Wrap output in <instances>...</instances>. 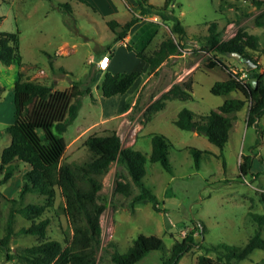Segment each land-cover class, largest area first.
<instances>
[{
    "label": "rangeland",
    "instance_id": "obj_1",
    "mask_svg": "<svg viewBox=\"0 0 264 264\" xmlns=\"http://www.w3.org/2000/svg\"><path fill=\"white\" fill-rule=\"evenodd\" d=\"M148 2L160 6L164 0ZM63 3L70 8H65ZM164 14L165 18L155 12L142 16L138 0H0V31L18 32L20 54L18 62L10 65L0 62V85L3 87L0 153L10 140L4 129L13 121V86L19 72L29 80L52 85V90L69 91L74 82H81L77 85L79 88H90L89 93L81 96L76 118L61 134L66 142L62 162L86 161L91 153L83 142L92 133L114 130L123 147L139 150L146 156L151 151L152 134H163L167 138L171 172L158 161L146 160L142 177L144 184L156 195L159 209H154L147 199L137 201L133 209L127 206L130 196L115 191L119 173H125L115 161L103 174L99 201L106 207L99 218L101 248L95 264H114L109 251L114 248L124 253L139 234L160 237L164 249L148 252L135 264H164L165 252L190 231L199 245L186 252L177 264H195L199 254L216 257L213 251H206L200 245L225 242L242 246L257 227L248 212L264 214V136L263 141L255 145L256 129L247 126L245 121L247 103L236 112L222 149L204 135L181 129L174 123L182 108L206 114L227 97H242L235 91L226 96L210 92L213 83L225 79L227 74L219 67L205 66L210 51L205 48L204 36L208 34L207 24L216 21L221 40L244 29L257 34L264 47V26L255 23L258 16L264 19V0H173ZM174 15L185 27L183 36L171 31ZM132 16L143 20L128 40L135 50L149 54L167 37L181 45L149 79L146 78L148 64L129 55L108 24L115 20L122 25ZM112 47L115 57L111 58L109 69L120 67L119 71H139L140 74L123 94L105 97L99 84L106 69L99 70L96 61L100 54L110 55ZM216 55L234 71L245 68L240 60L228 54ZM252 57L263 70L264 53L252 52ZM183 81H191L192 97L166 100L165 106L155 111L152 103L173 83ZM259 125L264 130V115ZM38 133L42 135L40 129ZM190 147L202 151L198 167ZM245 155H253L252 165L247 174L239 176L238 166ZM27 167V164H19L10 179L0 185V237L10 205L7 198L17 195L21 175ZM136 191L132 184V193ZM29 202L44 203L45 197L26 193L22 204ZM63 204V196L56 187L52 204L45 208L41 217L49 218L46 237L65 243L71 236V229L62 210ZM29 223L16 214L14 230ZM38 239L37 235L17 233L9 241L10 252L35 244ZM263 257L264 250L254 249L247 258L234 264H254ZM0 264L18 263L7 260L5 253L0 251Z\"/></svg>",
    "mask_w": 264,
    "mask_h": 264
},
{
    "label": "trees",
    "instance_id": "obj_2",
    "mask_svg": "<svg viewBox=\"0 0 264 264\" xmlns=\"http://www.w3.org/2000/svg\"><path fill=\"white\" fill-rule=\"evenodd\" d=\"M173 0H164L160 6H154L148 0H138L140 14L150 12L166 17L164 10ZM259 4V3H256ZM70 8L67 3L62 4ZM2 16H0V22ZM139 20L132 16L120 25L115 20L108 21L114 31L115 39H123L131 26ZM207 23V22H205ZM255 23L264 26V19L255 18ZM121 26L119 30L116 27ZM208 34L204 36V45L210 51L205 62L207 68L219 67L227 77L217 80L210 87L215 95H228L239 92L242 97H227L215 109L206 114H195L187 108L178 111L174 123L181 129L193 130L204 135L211 143L220 149L224 146L236 112L247 103L246 125L254 126L257 132L255 145L263 141L264 130L259 125V119L264 115V69L252 57V52L264 53L260 45L259 36L255 33L238 29L226 40H221L218 24L211 21L207 24ZM171 31L180 36L186 34L181 20L174 15ZM179 41L172 37L161 40L158 46L149 54L135 50L126 44L128 50L148 64L149 74L155 72L160 64L170 55H174L180 48ZM230 51L248 56L256 63L252 69L234 71L219 55ZM20 61L18 52V32L0 31V62L10 65ZM99 70H101L99 68ZM246 74L244 77L242 74ZM139 71H105L99 84L105 97L123 94L131 87ZM256 79V86L250 78ZM81 82H74L69 91L52 90V85L32 81L18 73V79L13 86V121L5 127L4 132L9 135V143L0 153V185L6 183L18 168L19 164H27V169L21 175V184L17 195L7 198L10 202L4 224L3 235L0 237V251L5 253L7 260H14L18 264H95L98 250L101 248L100 215L106 207L99 201L101 178L112 162H116L125 169L120 172L116 180L115 191L130 196L127 206L133 209L134 204L142 199L152 203L154 209H159L156 195L147 187L142 177L145 172L146 160L158 161L167 170H172L168 158V142L166 136L159 133L151 135V151L148 156L139 150L123 147L119 135L114 130L106 133H92L83 144L90 151V157L83 163L62 162L66 142L61 134L64 133L78 114L81 96L90 92V88L77 87ZM3 87L0 85V94ZM191 81L173 83L160 98L152 103L155 111L165 106L169 99H189ZM42 131V135L38 133ZM195 161L199 166L200 149L190 147ZM253 155L242 156L239 163V176L250 171ZM224 164V163H223ZM132 184L137 191L132 193ZM59 188L64 199L63 212L71 229L70 238L62 243L57 239L46 237L48 217H41L47 206L52 204L55 188ZM26 193H37L45 197L44 203L29 202L22 204ZM1 195V192H0ZM20 214L30 221L26 226L14 230L15 215ZM250 220L256 224L253 233L242 246L220 242L209 246L200 245L206 251L216 254L212 258L206 253L199 254L195 264H234L245 259L254 249L264 250V214L249 211ZM199 229V227L196 226ZM17 233L37 235L38 241L30 246L18 248L10 252L9 241ZM199 245L195 241L192 231L185 234L180 241H175L165 252L164 264H177L180 258L193 246ZM164 249L163 240L156 235L139 234L132 245L124 253L112 248L110 259L114 264H135L148 252ZM264 263V257L254 264Z\"/></svg>",
    "mask_w": 264,
    "mask_h": 264
},
{
    "label": "crops",
    "instance_id": "obj_3",
    "mask_svg": "<svg viewBox=\"0 0 264 264\" xmlns=\"http://www.w3.org/2000/svg\"><path fill=\"white\" fill-rule=\"evenodd\" d=\"M142 22H143V20H142V21H137V22H135V23L131 26V28L129 29L127 35H126L123 39L117 40V41L122 45V47H123L124 49H126V52H127L129 55L133 56V57H134V56L137 57V56L135 55V52H134L133 50H128V49L126 48V44H129L128 40H129L130 35H131V33L133 32V30L136 29L138 26H140ZM118 23H119V22H118ZM112 48H113V47H112ZM104 54H107V55L109 56V59H110L106 71H110L111 73H115V72L119 71V70H120V69H119L120 67H115V68H113V69H109V65H110V62H111V58H114V57H115V49L113 48V51H112V53H111L110 55H109L108 53H104ZM101 55H103V54L98 55L97 60L100 58ZM174 55H175V54H174ZM174 55H170L167 59L173 57ZM167 59L164 60V61L160 64V66L156 69L155 72L150 73L149 76H147L146 78L149 79V78L151 77V75H153V73H156L157 71H159L160 67H161V66L167 61ZM147 79H146V80H147Z\"/></svg>",
    "mask_w": 264,
    "mask_h": 264
},
{
    "label": "water",
    "instance_id": "obj_4",
    "mask_svg": "<svg viewBox=\"0 0 264 264\" xmlns=\"http://www.w3.org/2000/svg\"><path fill=\"white\" fill-rule=\"evenodd\" d=\"M227 54L237 60H240L244 64L246 69H252L256 67V63L253 62L248 56H242L239 52H235V51H230ZM250 82L253 84V86H256L255 78L251 77Z\"/></svg>",
    "mask_w": 264,
    "mask_h": 264
},
{
    "label": "built area",
    "instance_id": "obj_5",
    "mask_svg": "<svg viewBox=\"0 0 264 264\" xmlns=\"http://www.w3.org/2000/svg\"><path fill=\"white\" fill-rule=\"evenodd\" d=\"M109 61H110L109 56L107 54H103L96 61V65L98 68L105 70L108 67Z\"/></svg>",
    "mask_w": 264,
    "mask_h": 264
}]
</instances>
